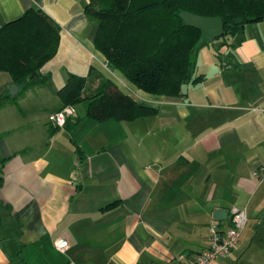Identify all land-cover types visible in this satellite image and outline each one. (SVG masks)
<instances>
[{"label":"crops","instance_id":"obj_1","mask_svg":"<svg viewBox=\"0 0 264 264\" xmlns=\"http://www.w3.org/2000/svg\"><path fill=\"white\" fill-rule=\"evenodd\" d=\"M87 2L0 0V26L32 6L60 26L44 82L11 95L15 82L0 69V97L14 98L0 107V264H195L209 226L224 233L238 207L247 221L237 243L208 263L236 264L258 212L251 171L264 161V18L200 47L201 77L182 96L133 87L153 113L97 121L81 100L54 127L48 116L63 106L57 90L67 76H86L89 94L100 83L95 68L105 67ZM57 239L67 240L63 250Z\"/></svg>","mask_w":264,"mask_h":264},{"label":"trees","instance_id":"obj_2","mask_svg":"<svg viewBox=\"0 0 264 264\" xmlns=\"http://www.w3.org/2000/svg\"><path fill=\"white\" fill-rule=\"evenodd\" d=\"M85 12L97 22L93 43L105 58V68H95L100 83L83 95L87 77L69 74L57 95L63 106L87 100V115L97 121L131 120L155 108L135 100L132 90H122L106 72L144 92L182 96L181 85L201 77L194 75L197 50L263 19L264 0H88ZM184 12L221 17L222 35L211 37L186 24ZM59 37V24L36 6L0 26V69L20 94L44 82L42 67L55 55ZM13 99L2 95L0 107Z\"/></svg>","mask_w":264,"mask_h":264},{"label":"built area","instance_id":"obj_3","mask_svg":"<svg viewBox=\"0 0 264 264\" xmlns=\"http://www.w3.org/2000/svg\"><path fill=\"white\" fill-rule=\"evenodd\" d=\"M74 112L73 105H65L52 112L48 116V121L52 126L63 127L67 118ZM251 177L255 182H264V161L257 164L251 171ZM247 216L245 209L238 207L230 208V227L224 232H220L215 226H209V247L199 252L195 264H208L210 261L226 255L237 243L241 230L245 226ZM55 245L63 250L67 246V240L57 239Z\"/></svg>","mask_w":264,"mask_h":264},{"label":"rangeland","instance_id":"obj_4","mask_svg":"<svg viewBox=\"0 0 264 264\" xmlns=\"http://www.w3.org/2000/svg\"><path fill=\"white\" fill-rule=\"evenodd\" d=\"M103 68L105 67L103 66ZM106 71L108 70L106 69ZM106 74L125 92L133 90V86L126 82L123 77L115 73H110L109 71L108 73L106 72ZM117 76L124 80L127 86L123 85L117 79ZM257 184L258 189L250 205V208L253 209L254 212L257 209V216L249 219L247 229L245 230V234L248 232L247 236H249L244 245L238 250L236 264H264V182ZM247 213L249 214L252 212L247 209Z\"/></svg>","mask_w":264,"mask_h":264},{"label":"water","instance_id":"obj_5","mask_svg":"<svg viewBox=\"0 0 264 264\" xmlns=\"http://www.w3.org/2000/svg\"><path fill=\"white\" fill-rule=\"evenodd\" d=\"M184 22L192 27L199 29L203 34L211 37H219L223 33V21L219 16H203L197 14H191L184 12L182 15ZM11 95H15L18 89V85L15 83L7 86ZM187 85L183 83L181 85V92H186ZM227 210L223 208H215L213 214L215 217H226Z\"/></svg>","mask_w":264,"mask_h":264}]
</instances>
